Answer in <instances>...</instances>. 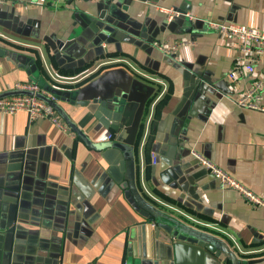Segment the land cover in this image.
Segmentation results:
<instances>
[{"label": "crops", "instance_id": "crops-1", "mask_svg": "<svg viewBox=\"0 0 264 264\" xmlns=\"http://www.w3.org/2000/svg\"><path fill=\"white\" fill-rule=\"evenodd\" d=\"M150 4L192 19L167 24ZM203 20L264 32V0H0V35L7 38H0V48L13 54L0 56V95L13 92L17 82L71 90L70 82L108 58L159 78L165 87L160 99L167 100L150 110L155 92L146 108L132 150L134 194L163 215L224 240L241 264H264V208L223 187L191 154L264 201V114L233 102L259 81L264 104V59L253 74L229 79L238 44ZM107 27L105 44L97 34ZM116 67L122 65L102 68L78 86ZM57 104L91 140L102 141L107 132L92 108ZM69 132L46 119L29 122L23 112L0 115V264H206L202 243L154 237L156 220L134 204L121 164L104 160Z\"/></svg>", "mask_w": 264, "mask_h": 264}, {"label": "water", "instance_id": "water-1", "mask_svg": "<svg viewBox=\"0 0 264 264\" xmlns=\"http://www.w3.org/2000/svg\"><path fill=\"white\" fill-rule=\"evenodd\" d=\"M107 2L119 4L121 2H127V0H107ZM109 13V15L115 18H121V12L117 10H109ZM111 16H109V19H111ZM181 17L183 16L176 17L173 20ZM99 25L97 28L92 26L95 32L98 31ZM111 29V27H107L104 30L105 33L103 32L102 34V32H100L97 34V37L104 40L103 42H105V44L111 39L109 34ZM101 47H104V45ZM101 50H103V48H101ZM4 54L13 56V54L5 52L0 48V56ZM15 57L16 60L22 63L26 61L22 56H17L15 54ZM32 67H35V65H32ZM78 84L79 83H74V88L68 91H61L58 89H49V91L57 100L67 102L71 106L86 108L87 110H91L92 108L93 116L98 121L100 128L105 129L108 133H114V137L111 140H99L97 142L91 140L89 136L84 134L69 120L68 116L58 106L57 102L54 103L49 101V103L68 129L72 130L88 149L101 153L104 160L110 161L113 164L116 162L121 164L120 171L123 172L122 176L126 185H128L127 188L130 193H132L134 204L156 220V226H154L153 230L154 237L162 242H167L170 241L171 238L179 236L178 238L184 242L202 243L205 245V250L207 252L204 256L206 264H219V262L241 264L238 261L236 253L232 252L233 250H231L229 244L224 240L217 239L196 228H192L163 215L158 210L146 205L139 196L134 194L136 189L134 186L135 169L132 150L135 147L146 108L155 94V88L138 79L123 67L103 70L95 78L83 85L78 86ZM20 94L23 93L13 91L0 95V99ZM39 98L47 101L41 96H39ZM95 133H97V131ZM211 256H214L217 260H213Z\"/></svg>", "mask_w": 264, "mask_h": 264}, {"label": "built area", "instance_id": "built-area-1", "mask_svg": "<svg viewBox=\"0 0 264 264\" xmlns=\"http://www.w3.org/2000/svg\"><path fill=\"white\" fill-rule=\"evenodd\" d=\"M144 2L146 3V1ZM150 5L154 7L155 12H158L166 17L167 24L170 23L174 18L180 16L192 19L191 16L187 13H181L177 10L172 9L158 8L155 4ZM203 23L207 26V28L216 32L218 35L223 36L225 38H229L234 43L238 44V57L235 59L229 71V79L236 80L237 78L243 75L253 74L254 65L260 60L264 59V32L253 31L245 26L237 25L235 23H220L210 20H203ZM0 38L7 39L3 38L1 35ZM162 49L163 51L168 53L171 52L173 48L170 49L168 47H163ZM116 65H122V67L125 66L124 68H126L127 71L132 73L138 79L147 80L148 82L155 84L157 87H161V89L157 91L156 97L150 105V110L154 109V105L156 104V102H158L160 97L165 92L163 81L159 78H153L152 76L148 77L143 72L138 70L134 65H132V63L120 58L105 59L104 61L99 62L94 68L89 70L87 74H85L83 77L70 83H77L81 80H84L93 73H96L102 68ZM50 77L53 81L59 82V80L53 78L51 75ZM59 83L62 82L60 81ZM261 87V82H254L248 90H246L241 96H239L233 101L234 106L239 109H245L264 114V104L262 103L263 98ZM13 90L21 92L23 94L1 98L0 115H14L18 112H23L26 114L29 122L46 119L54 126L71 134L66 124L63 122V120L60 118V116L49 103V101L54 103L58 101L57 98L50 91L44 90L38 84L32 82H17L14 84ZM39 96L43 97L48 102L40 99ZM148 123L149 121L146 122L145 128H147ZM113 137L114 136L112 133L107 132L101 140L109 141ZM191 154L197 160L199 165L206 169L209 174L215 180H217L223 187L232 189L239 193V195L244 198L245 201L248 202L251 206L264 208V201L259 196L254 194L251 190H249L240 182H238L230 174L218 168L213 163L203 158L201 155L195 152H192ZM151 163H156L155 155H151ZM234 248L238 249L236 246H234Z\"/></svg>", "mask_w": 264, "mask_h": 264}, {"label": "trees", "instance_id": "trees-1", "mask_svg": "<svg viewBox=\"0 0 264 264\" xmlns=\"http://www.w3.org/2000/svg\"><path fill=\"white\" fill-rule=\"evenodd\" d=\"M150 83V82H149ZM150 84H152L153 85V87L155 88V92L157 93V91H158V89H159V87H157L155 84H153V83H150ZM166 100H167V96L165 95V96H163L157 103H156V107H155V110L156 111H158V109H160V107H162L163 106V104L166 102ZM112 133V132H111Z\"/></svg>", "mask_w": 264, "mask_h": 264}]
</instances>
